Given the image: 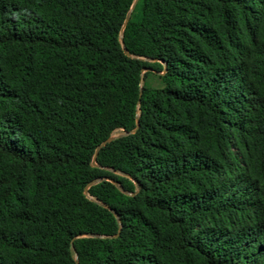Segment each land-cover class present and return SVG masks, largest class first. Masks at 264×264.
<instances>
[{"label": "trees", "instance_id": "obj_1", "mask_svg": "<svg viewBox=\"0 0 264 264\" xmlns=\"http://www.w3.org/2000/svg\"><path fill=\"white\" fill-rule=\"evenodd\" d=\"M0 264H264V0H0Z\"/></svg>", "mask_w": 264, "mask_h": 264}, {"label": "water", "instance_id": "obj_2", "mask_svg": "<svg viewBox=\"0 0 264 264\" xmlns=\"http://www.w3.org/2000/svg\"><path fill=\"white\" fill-rule=\"evenodd\" d=\"M135 1H137V0H135ZM127 20H128V18L125 19V23L127 22ZM126 53H127V52H126ZM144 70H145V69H144ZM138 124H139V120L137 119L136 127L132 130V132L136 130V128L138 127ZM117 136H118V135L110 136L109 138H107L106 140H104V141H103V142L97 147L94 156H96L98 150H99L101 147H103L104 145H106L108 142H110L111 140H113V139H114L115 137H117ZM93 163L95 164V162H93ZM113 182L115 183V181H113ZM116 184H117V183H116ZM104 206H105L106 208H109V209H110V206H109V205L104 204Z\"/></svg>", "mask_w": 264, "mask_h": 264}, {"label": "rangeland", "instance_id": "obj_3", "mask_svg": "<svg viewBox=\"0 0 264 264\" xmlns=\"http://www.w3.org/2000/svg\"><path fill=\"white\" fill-rule=\"evenodd\" d=\"M148 69L146 68L145 70H144V72L145 71H147ZM145 81H147V83L148 84H150V85H158V78L156 77V76H153V75H149L148 76V78L145 80ZM119 134H121V131H116L115 132V135H119Z\"/></svg>", "mask_w": 264, "mask_h": 264}]
</instances>
